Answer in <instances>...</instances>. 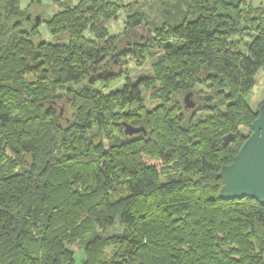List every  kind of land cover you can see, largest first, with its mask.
I'll use <instances>...</instances> for the list:
<instances>
[{
    "label": "trees",
    "instance_id": "obj_1",
    "mask_svg": "<svg viewBox=\"0 0 264 264\" xmlns=\"http://www.w3.org/2000/svg\"><path fill=\"white\" fill-rule=\"evenodd\" d=\"M53 2L0 0V264H264V204L219 197L257 116L264 0ZM149 53L131 81L125 55Z\"/></svg>",
    "mask_w": 264,
    "mask_h": 264
},
{
    "label": "water",
    "instance_id": "obj_2",
    "mask_svg": "<svg viewBox=\"0 0 264 264\" xmlns=\"http://www.w3.org/2000/svg\"><path fill=\"white\" fill-rule=\"evenodd\" d=\"M29 17V16H28ZM38 22L40 17L35 16ZM191 92L184 96L185 107L194 102L189 98ZM124 133L145 132L143 126H134L123 122ZM234 136L227 134L223 138L226 144ZM219 174L223 184L219 189L222 199L242 198L249 196L264 204V103L257 110V116L251 122V132L244 139L232 161L221 166Z\"/></svg>",
    "mask_w": 264,
    "mask_h": 264
},
{
    "label": "rangeland",
    "instance_id": "obj_3",
    "mask_svg": "<svg viewBox=\"0 0 264 264\" xmlns=\"http://www.w3.org/2000/svg\"><path fill=\"white\" fill-rule=\"evenodd\" d=\"M30 1L32 0H20V6L21 7H25L28 5V3H30ZM133 1V0H130ZM143 4L145 3H149L147 2L148 0H137ZM149 1H153V0H149ZM258 1V0H256ZM156 2V1H155ZM152 3L154 2H150L149 4L152 5ZM259 3V2H258ZM40 5V3H39ZM41 5H43L47 12L51 13L53 11H56L59 7H57V5L54 4L53 0H41ZM154 7H157L155 4L152 5ZM37 7L36 4H34L31 7L32 10V15L36 16L38 13L37 9H35ZM41 14H43V10L39 11ZM121 16V15H120ZM122 17V16H121ZM121 19V18H120ZM118 22H113L110 25L112 26L113 31L118 32L121 30V20L118 19ZM122 25V24H121ZM109 30L110 26H108ZM40 29V33H41V37L44 38L45 40H50L51 39V35L47 32L46 28L44 27L43 23L40 25L39 27ZM144 30L146 32V29H141L139 32H143ZM162 50H158L154 53V56L161 53ZM152 54V52H150ZM149 53V55L146 57L145 61L142 64H137L135 58H133L131 55H125V73L127 74L128 78L131 81L134 80H147L150 79L151 77H153V70L151 67V61L155 58L154 56H152ZM255 79H256V84L254 86V88L252 89L251 93L249 94V104L251 105L252 108L254 109H258V107L263 103L264 100V68L259 69L256 74H255ZM123 83V79L121 81H118L117 83H113L110 85V90L114 91L116 89L121 88ZM158 84V82L153 83V86H156ZM73 87H75L76 85H72ZM96 86H100V88L102 87V83L98 82L96 83ZM141 96L143 97V101H142V106L144 108V110H146L147 112H151L156 106L161 105V99L159 97H152L151 95V90H145V89H141ZM136 109V105H132V106H126L124 108L125 112H130L131 110ZM69 112V111H68ZM123 121V119L120 120V122ZM92 132L89 131V134H91ZM93 133L96 137L95 141L97 140H101V143L103 144L104 147H108V142L109 140L107 138H105L104 136L100 135L97 133L96 129H93ZM156 162V161H153ZM157 163V162H156ZM109 231H107V233H109ZM112 247L111 245L107 244L103 247V256L105 255L106 258H109V256L112 255ZM79 255V256H78ZM75 257V262L77 264H80L83 260V254L80 251L79 253H75L74 254Z\"/></svg>",
    "mask_w": 264,
    "mask_h": 264
},
{
    "label": "flooded vegetation",
    "instance_id": "obj_4",
    "mask_svg": "<svg viewBox=\"0 0 264 264\" xmlns=\"http://www.w3.org/2000/svg\"><path fill=\"white\" fill-rule=\"evenodd\" d=\"M114 63L117 64V60H114ZM116 66L119 67V65H116ZM111 68H113L112 65H110L109 67L104 68L103 70H99V71H100V74H101L102 72H107V71L110 70Z\"/></svg>",
    "mask_w": 264,
    "mask_h": 264
}]
</instances>
